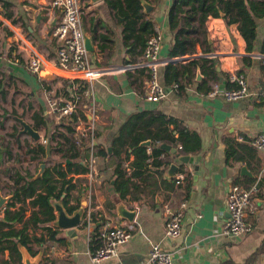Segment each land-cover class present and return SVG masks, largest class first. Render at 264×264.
<instances>
[{
	"label": "crops",
	"instance_id": "0c3cea01",
	"mask_svg": "<svg viewBox=\"0 0 264 264\" xmlns=\"http://www.w3.org/2000/svg\"><path fill=\"white\" fill-rule=\"evenodd\" d=\"M101 2L103 6L99 9L90 5V11L87 13L90 15L89 21L84 18L87 15L82 19L85 37L89 38L94 49L93 52H89V57L95 66L104 65L91 32V23L94 21L95 24L99 23L96 26L98 31L110 32L114 40V55L107 66L120 67L129 60L122 41V19L115 18L104 1ZM172 2L173 0H160L151 13L154 27L159 30L161 36L157 76L164 87H166L165 67L168 63L186 64L192 59H212L216 71L214 77L222 86H225L226 76L241 73L246 77L250 89L260 87L264 91V59L260 60L264 55L259 52L263 39L262 27L259 30L255 51L247 53L244 40L235 25L226 26L223 18L209 17L206 28L211 46L210 54L204 53L203 49L197 46L191 56L169 58L168 51L173 40V32L168 26L167 14ZM5 5L12 14L10 20L3 15ZM27 13L29 12L24 7V0H0V17L19 25L30 39L37 38V34L42 36L44 34L46 43L51 46L48 58H54L52 38L47 36V32L45 33V17L42 16V12L35 10L29 13L30 18L27 17ZM101 23L105 26L101 27ZM9 41L10 37L6 31L0 32V53H6V59L0 54V66L5 67L9 72H15L24 86L31 88L32 91L27 94L37 101L38 106L39 99L45 103V93L39 81L34 79L27 68L19 66L18 61L13 57L12 49L8 52ZM197 70L199 69H196L195 75ZM199 73L202 77L199 82L193 77L183 90L169 91L159 102H149L139 95L135 86L130 84L126 73H113L93 83V93L99 104V119L96 123L98 150L110 148V141L121 124L129 115L139 111H159L181 121L186 128L199 135L201 148L199 152L186 156L187 162H180L179 159L171 162L177 166L175 174L178 173L179 168H182L188 177V180H184L180 185L182 190L175 185L174 191H169L161 183L162 179L166 181L175 179V174L171 180L165 176L169 165L161 169V174L150 171L138 179L140 190L136 192V199L129 196L121 198L113 191L112 175L115 162L113 159L95 155V165L91 174L94 196L91 201L85 199L86 206L83 207L81 225L71 234L56 228L53 223L59 231L57 239H61L62 242L51 240L41 246H38L32 237L45 235L44 231L42 229L29 231L28 245L31 254L34 256L43 248L41 264H44L45 258L49 259V264H92L89 259L91 253L89 245L93 237L97 238L101 225L106 221L119 226L132 227V236L127 243L118 247L117 257L100 264H145L151 244H158L162 249L172 253L175 264H264V191L254 196L255 209L247 212L246 221L252 228L250 233L231 238L225 236L222 230L229 217L226 210L228 188L232 183L251 185L264 165V153L250 145V142L264 131V104L256 103L251 99L231 102L202 94L198 90V84L203 79L209 81V84L214 81L208 79L200 70ZM143 78L145 81L146 78ZM45 117H49L48 113H45ZM226 139L233 140L237 145H246L253 152L244 146L238 148L239 159L227 160L224 152ZM40 140L44 142L41 136ZM47 143L51 146L49 142ZM53 155L58 156L50 150L48 157L56 159L57 157ZM132 160L133 157H130L129 161ZM242 168L246 169L247 174L241 172ZM0 181L8 182L1 177ZM73 181L86 186L89 177L87 174L78 175L74 176ZM9 182L12 184L11 181ZM187 185L188 188L185 189ZM0 193L5 196L1 186ZM83 193H87V189ZM77 195V191L72 192L69 206L77 204ZM114 196H117L120 203L128 210L136 213L132 222L117 215ZM81 198L80 192V201ZM170 199L175 203L183 200L187 202L181 235L176 239L165 236L166 216L163 214L162 205ZM3 209H0V217ZM87 212L96 213L89 225L84 220ZM83 223H85L84 228H82ZM51 245L55 247L54 251L50 250ZM9 256L7 250L0 252V264L8 260Z\"/></svg>",
	"mask_w": 264,
	"mask_h": 264
},
{
	"label": "trees",
	"instance_id": "16d2710c",
	"mask_svg": "<svg viewBox=\"0 0 264 264\" xmlns=\"http://www.w3.org/2000/svg\"><path fill=\"white\" fill-rule=\"evenodd\" d=\"M107 8L110 9L114 17L122 19L121 34L123 45L129 56L125 64L135 63L142 55L147 40L154 34V24L150 15L143 13L141 0H103ZM155 6L160 0H145ZM4 17L10 20L11 12L7 6H3ZM223 14V20L226 26L235 25L239 35L245 43V51L251 53L255 51L256 41L259 36V30L263 29V39L261 41L259 52L264 55V0H173L168 10V26L173 32V40L168 51L169 58H182L186 55L191 56L195 53L196 47L200 46L204 53L210 54L206 21L209 17L220 18ZM91 32L95 46L100 53L103 64L108 65L114 55V40L108 31H98L94 21L91 23ZM105 26L101 23V27ZM7 35L10 33L6 31ZM18 58V57H17ZM20 60V59H19ZM199 69L208 79L218 82L214 77L216 74L215 64L212 59H192L186 64L180 62H170L165 67L166 88L172 84H178V92L184 89L191 78L196 77L195 71ZM264 70V66H263ZM35 80L36 75L32 74ZM126 76L132 86H135L139 95L143 96L145 86L144 78L147 75L143 70H137L135 73L126 72ZM141 77V79H140ZM225 87L234 88L229 83V76H226ZM41 84V83H40ZM198 90L202 94L210 91L209 81L203 79L199 84ZM2 80H0V96L5 97ZM68 95V92H65ZM260 103L264 104V98ZM48 108L43 111L39 105L38 111L32 114L33 127L48 126V120L45 117ZM83 121L85 117H81ZM77 119L73 116L69 121L62 120L59 124H54L48 128L47 135L50 137L58 135L62 142L55 146H49L47 138L44 142L40 139L33 145L27 144V153L31 161L45 163L49 151L60 156V159L51 161V165L45 167L43 174L35 178L33 175H23L19 170L14 171L11 178V185H8L9 194H12L11 200L2 210L0 217V252L7 250L10 254L8 260L3 264L20 263L18 244L25 246L31 251L28 241L30 239L29 231L42 229L45 235L32 237L38 246L47 241L56 240L59 231L53 226L55 213L52 203L59 202L66 210L67 214H72L80 208V192L86 191L87 186H81L78 181H73L74 176L86 175L89 172L88 157L89 145L85 140H80L81 150L77 149V139L74 137V128L70 124L76 123ZM64 129L65 133L58 129ZM58 130V131H57ZM98 133L95 131L94 149L97 145ZM150 141L153 148L152 155L147 154V148L140 146L142 142ZM253 141V140H252ZM250 145L255 149L252 145ZM166 145L170 152H165L159 147ZM111 151L102 148L95 151L96 156L105 159H113L115 162L112 180L114 181V192L119 196L136 199V192L140 190L138 179L150 171L161 174V169L167 168L171 162L178 161L182 156H188L200 151L201 140L197 133L190 131L184 124L174 117L165 115L159 111H139L129 115L121 124L119 129L113 135L110 141ZM247 147L246 145H237L233 140H224V152L227 160L239 159L238 148ZM250 151L253 152L251 148ZM5 152L11 156L10 149ZM161 154H167L165 159H160ZM133 157L132 161L129 158ZM128 163L131 173H127L124 164ZM178 173H182L184 180H188L182 168ZM161 183L170 191H174V179L171 181L161 180ZM182 185V184H181ZM246 185L245 187H249ZM188 188V185L185 189ZM178 189L182 190L179 185ZM73 191H77V204L69 206V199ZM96 213H91L93 219ZM19 226V227H17ZM85 223L82 224V228ZM102 245V241L93 237L90 242V252L93 253ZM34 254V253H33ZM44 264H49V259L45 258Z\"/></svg>",
	"mask_w": 264,
	"mask_h": 264
},
{
	"label": "built area",
	"instance_id": "2783aa9c",
	"mask_svg": "<svg viewBox=\"0 0 264 264\" xmlns=\"http://www.w3.org/2000/svg\"><path fill=\"white\" fill-rule=\"evenodd\" d=\"M34 6L36 9H34ZM24 7L29 13L41 11L45 17V33L52 21L55 25L52 29V42L55 57L47 59L34 47L31 39L22 36L23 29L16 24L11 25L0 17L8 29L13 33L16 42L21 43L22 58H27L28 70L36 75L45 93V105L59 124L62 120H70L73 116L77 122L70 124L74 128V137L77 139L76 147L81 150L80 140H85L89 145L88 167L89 183L87 193L84 197L91 201L93 193V178L91 176L95 165V149L93 147L96 123L99 119V104L93 93V83L99 78L113 73H135L143 70L147 75L143 90V97L149 102H159L165 98L167 92H178V84L164 87L158 80V54L160 52L161 36L159 30L154 27V34L147 40L142 55L135 63L124 64L120 67L95 66L89 52L84 46L85 31L82 23L84 15L90 11V4L87 0H24ZM27 13V17L31 15ZM21 60L23 61V59ZM262 57L260 60H263ZM18 60V59H16ZM264 63V60H263ZM56 78L61 80L57 85L58 90L48 87V82ZM229 83L234 88L228 89L218 82L210 83V91L207 93L212 97H219L231 102L251 99L260 103L264 98V91L258 87L250 89L246 77L241 73L229 75ZM68 92V95L65 92ZM81 117H85L83 121ZM66 134L64 129H59ZM252 145L259 152L264 153V131L259 133L252 141ZM153 148H147V154L152 155ZM167 154H161L160 159H165ZM127 173H131L128 163L124 164ZM182 173H176L174 184L179 186L183 183ZM260 191H264V165L256 175L255 180L249 187L238 183H232L226 193V210L228 219L222 230L227 237L235 238L251 232V225L246 221L248 211L255 209L253 198ZM165 220V236L169 239H176L181 235L183 218L185 216L187 202L185 200L175 203L172 199L165 201L162 205ZM85 223L90 224L92 219L90 212L85 215ZM132 227L119 226L106 221L101 225L97 239L102 245L93 253L89 254L92 264H100L103 261L117 257L118 247L124 245L132 236ZM50 250L55 247L51 245ZM145 264H175V257L172 253L162 249L158 244H151L146 257Z\"/></svg>",
	"mask_w": 264,
	"mask_h": 264
},
{
	"label": "rangeland",
	"instance_id": "374dc122",
	"mask_svg": "<svg viewBox=\"0 0 264 264\" xmlns=\"http://www.w3.org/2000/svg\"><path fill=\"white\" fill-rule=\"evenodd\" d=\"M94 6L99 9L100 7L102 8L103 4L102 2H99ZM89 17L90 15L88 14L87 17L84 18L88 19L89 21ZM8 22L11 25L14 24L12 21ZM3 31H7L8 33H10V41L7 47L8 52L10 49H12L14 51L13 57L15 60L18 59L17 61L19 66L28 69L26 63H24L26 62L27 58H22L21 43L16 42V40L14 39V35L8 29V26L0 21V32L2 33ZM22 33V36L26 38L27 34L25 33V31H22ZM36 36L37 38L31 39L33 47L41 55L48 59L50 55L49 51L51 49V46H49L50 44L46 43L44 34L43 36L42 34H37ZM1 55L2 58L6 59V53L2 52ZM21 58L23 59V61L21 60ZM50 79L52 80L48 82V87L50 88L51 86V88H53V92L57 96L58 93L56 92L59 85L55 86V84L57 85L58 82L60 84L61 80L57 79V77L54 79L51 77ZM0 80H2L3 89L6 92L5 97L0 96V177L8 181H0V186L2 187L5 196H7L9 195L8 185H11L9 184V181H11V178L13 177L14 171L16 169L19 170L23 175L30 174L33 176H37L40 173V164L42 163H40L39 161H31L30 155L27 153V144L33 145L35 141L28 134H19V131L22 130V126L15 119V117L20 118L32 128H34L32 114L38 111L39 106L37 101L27 94L32 91L31 88L24 86L21 80L17 78V74L15 72H9L5 67L0 66ZM47 113L49 115V117H47L49 125L45 128L41 126L36 129V131L41 137H48L47 142H49L51 146H55L57 143H61L62 139L58 135H52V137H50V133H48V135L46 134L48 128L52 127V125L54 124H57L55 115H53L50 111H47ZM8 148L11 151V156H8L5 152V150ZM53 156L57 158L52 159L48 157L45 159L46 162L43 163L45 164V167L51 165V161L60 159L59 155Z\"/></svg>",
	"mask_w": 264,
	"mask_h": 264
},
{
	"label": "water",
	"instance_id": "95a60500",
	"mask_svg": "<svg viewBox=\"0 0 264 264\" xmlns=\"http://www.w3.org/2000/svg\"><path fill=\"white\" fill-rule=\"evenodd\" d=\"M90 5H95L99 2H101L102 0H88ZM142 3V7H143V13L145 15H150L153 10H154V6L149 4L148 2H146L145 0H141ZM224 15L221 13L220 14V18H223ZM55 21H52L51 24L49 25L48 29H47V36L51 37L52 35V29L53 26L55 25ZM84 46L86 48V50L88 52H93V46L91 44V41L89 40L88 37L84 38ZM201 75L199 73V70H197L196 72V81L199 82L201 80ZM39 103L40 106L42 107L43 111L46 110V105L43 102L42 99H39ZM15 119L20 123V125L22 126V130L19 131V134H28L30 137L33 138V140L36 142L40 139V136L38 134V132L32 128L30 125H28L26 122H24L22 119L15 117ZM140 146L142 147H150L151 143L150 141H145L142 142L140 144ZM159 149L165 151V152H170V148L166 145H161L159 147ZM1 150V148H0ZM108 153H110L111 148H108ZM180 162H187L188 161V157H180L179 158ZM45 170V164H40V173L35 176V178L40 177L43 172ZM177 170V166L175 164H171L168 169L165 171V176L171 180L175 174ZM242 173H246L247 171L245 168L241 169ZM12 194H9L7 196H2V194L0 193V209H3L7 203L11 200L12 198ZM113 201L116 204L117 208H116V212L117 215L122 218L127 220L128 222H132L134 217H135V212L128 210L124 205H122L119 201V198L117 196L113 197ZM81 207L79 208V210H76L75 212H73L71 215H68L66 210L63 208V206L61 205V203L59 202H53V208H54V213H55V221H54V226L58 229H62V230H66L68 233H74L75 229L77 227H79L82 223V215H83V207L86 206L85 203V197H84V193H82V198H81ZM18 252L20 255V263L19 264H41L42 259H43V248H41L38 253L36 255H32L31 252L29 251L28 248H26L25 246H22L21 244H18ZM8 264H14L12 262H9Z\"/></svg>",
	"mask_w": 264,
	"mask_h": 264
}]
</instances>
